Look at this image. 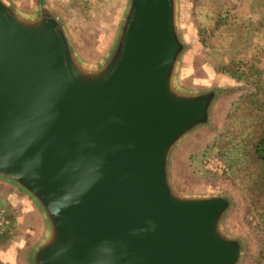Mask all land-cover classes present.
I'll return each mask as SVG.
<instances>
[{"label": "water", "instance_id": "water-1", "mask_svg": "<svg viewBox=\"0 0 264 264\" xmlns=\"http://www.w3.org/2000/svg\"><path fill=\"white\" fill-rule=\"evenodd\" d=\"M55 3L0 0V186L43 220L29 264H241L233 198L180 177L224 86L179 84V0H122L95 63Z\"/></svg>", "mask_w": 264, "mask_h": 264}, {"label": "rangeland", "instance_id": "rangeland-1", "mask_svg": "<svg viewBox=\"0 0 264 264\" xmlns=\"http://www.w3.org/2000/svg\"><path fill=\"white\" fill-rule=\"evenodd\" d=\"M11 1L26 11H33L36 4V0ZM52 1L63 11L78 51L89 59L86 61L95 63L102 58L122 0ZM179 18L188 42L179 66V84L196 89L224 86L213 124L196 135L180 159V177L192 189L224 191L233 198L235 205L229 216L232 229L229 228L245 239L246 253L241 264H263L264 219L248 211L247 205L250 199L244 138L252 125L237 109L246 84L217 67L220 60L228 61L239 54H253L264 66V0H179ZM207 160H212L210 166ZM215 163L218 168L212 169ZM0 206L6 209L10 221L7 230L0 233V264H29L27 251L33 244L28 242L42 238L43 220L2 186Z\"/></svg>", "mask_w": 264, "mask_h": 264}, {"label": "trees", "instance_id": "trees-1", "mask_svg": "<svg viewBox=\"0 0 264 264\" xmlns=\"http://www.w3.org/2000/svg\"><path fill=\"white\" fill-rule=\"evenodd\" d=\"M217 68L246 84L247 90L238 99L237 109L252 125L244 138L248 177L246 190L250 199L247 205L248 211H254L264 219V66L253 54H239L228 61L220 60Z\"/></svg>", "mask_w": 264, "mask_h": 264}, {"label": "built area", "instance_id": "built-area-1", "mask_svg": "<svg viewBox=\"0 0 264 264\" xmlns=\"http://www.w3.org/2000/svg\"><path fill=\"white\" fill-rule=\"evenodd\" d=\"M85 1H90V0H85ZM211 161L212 160L206 161L208 166L211 165ZM214 167L218 168V165L215 163L213 165L212 169H214ZM9 223H10V221H9V218L6 214V209L3 208L2 206H0V233H4L7 230Z\"/></svg>", "mask_w": 264, "mask_h": 264}]
</instances>
